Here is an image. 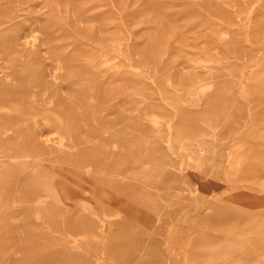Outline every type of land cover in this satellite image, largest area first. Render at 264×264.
<instances>
[{
    "label": "rangeland",
    "instance_id": "obj_1",
    "mask_svg": "<svg viewBox=\"0 0 264 264\" xmlns=\"http://www.w3.org/2000/svg\"><path fill=\"white\" fill-rule=\"evenodd\" d=\"M0 264H264V0H0Z\"/></svg>",
    "mask_w": 264,
    "mask_h": 264
},
{
    "label": "bare ground",
    "instance_id": "obj_2",
    "mask_svg": "<svg viewBox=\"0 0 264 264\" xmlns=\"http://www.w3.org/2000/svg\"><path fill=\"white\" fill-rule=\"evenodd\" d=\"M194 147H195V150L200 153V154H204L205 153V150L202 148L201 144L199 141H195L194 142ZM162 213V212H160ZM159 218V217H158ZM157 220V219H156Z\"/></svg>",
    "mask_w": 264,
    "mask_h": 264
},
{
    "label": "crops",
    "instance_id": "obj_3",
    "mask_svg": "<svg viewBox=\"0 0 264 264\" xmlns=\"http://www.w3.org/2000/svg\"><path fill=\"white\" fill-rule=\"evenodd\" d=\"M229 208H231V206L228 204L223 210H228Z\"/></svg>",
    "mask_w": 264,
    "mask_h": 264
}]
</instances>
